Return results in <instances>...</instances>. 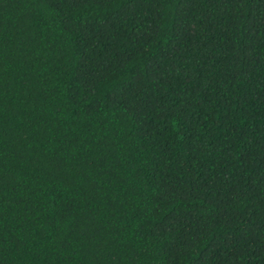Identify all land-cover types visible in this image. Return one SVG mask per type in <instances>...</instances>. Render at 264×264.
Returning <instances> with one entry per match:
<instances>
[{"label":"trees","instance_id":"trees-1","mask_svg":"<svg viewBox=\"0 0 264 264\" xmlns=\"http://www.w3.org/2000/svg\"><path fill=\"white\" fill-rule=\"evenodd\" d=\"M0 264H264V0H0Z\"/></svg>","mask_w":264,"mask_h":264}]
</instances>
